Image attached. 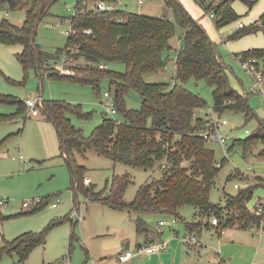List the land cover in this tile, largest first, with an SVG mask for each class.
Returning a JSON list of instances; mask_svg holds the SVG:
<instances>
[{"label":"trees","instance_id":"1","mask_svg":"<svg viewBox=\"0 0 264 264\" xmlns=\"http://www.w3.org/2000/svg\"><path fill=\"white\" fill-rule=\"evenodd\" d=\"M58 1L0 0V9L24 11V20L19 25L6 18L0 20V42L21 45V52L16 55L25 74L31 69L35 73L40 72L43 60L55 64L65 53L74 60L84 59L85 66L75 67L78 74L74 76H58L48 70L47 76L69 77L74 82L91 85L94 91L99 90L102 80L106 79L109 83L122 122L118 123L105 114L88 137L83 136L82 130L73 126L67 117V113L80 118L89 116L79 104L52 99L43 101L40 109V113L46 116L58 133L60 155L68 167L74 198L80 193L87 203L135 213L133 221L136 231L145 237L151 232L145 215L179 217L178 210L185 205L196 209L197 220L185 222L186 228L192 232L201 230L200 221L206 217H216L225 228L237 226L245 229L258 225L264 219V198L258 203L262 206L260 215L249 210L248 202L254 189L264 186V178L255 177L258 182L247 181L234 194H225L222 206L210 201L214 179L226 160L223 158L219 163L214 150L207 144L208 140L199 136L200 132L211 127L210 119L197 114L199 109L206 106V102L199 94L188 90L185 84L193 79L210 86L213 98L211 109L218 116L241 112L244 119L249 120L256 115L248 105L247 96L240 94L230 84L229 66L221 59L217 44L198 20L192 17L180 0H162L171 16L165 13L160 17L122 10L118 8L120 0H102L115 6L112 11L95 9L99 0H76L70 17L71 32L67 34L65 46L52 54L43 53L35 43L36 29L51 14L52 5ZM233 1L219 0L215 6L203 4V9L214 11L215 24L219 28L238 18L232 7ZM244 1L249 9L256 2ZM176 27L180 30V46L174 61L173 81H170L162 76L167 62L164 53L172 48L171 39L176 34ZM243 28L244 25L238 29ZM84 30H90V33ZM259 30L254 25L236 32L232 37ZM263 53V49L253 48L236 55L239 60L249 57L257 59ZM117 63L124 64L125 69L121 71L111 67ZM156 74L162 77L154 81L147 79L148 75ZM130 91L141 98L138 109L125 106V96ZM0 103H12L19 112H26L22 100L0 95ZM5 119L0 115V122ZM254 137L260 138L259 130L247 140H234L229 151L239 145L245 155ZM87 149L134 168H156L160 176L141 184L129 202L122 199L129 183L127 176L114 177L108 193L102 195V191L94 190L93 183L85 184L87 168L76 161L75 155L83 154ZM163 164H167L164 169ZM108 182L105 187H108ZM41 206L32 208L30 213ZM48 227L39 232L21 234L11 241L3 240L0 260L6 251L16 253L19 260H24L33 248L44 244ZM151 243V240L145 242L146 245Z\"/></svg>","mask_w":264,"mask_h":264},{"label":"rangeland","instance_id":"2","mask_svg":"<svg viewBox=\"0 0 264 264\" xmlns=\"http://www.w3.org/2000/svg\"><path fill=\"white\" fill-rule=\"evenodd\" d=\"M75 1L59 0L52 5L51 14L39 23L34 39L43 53L52 54L65 46L66 31L71 29L70 17L74 11ZM120 1L118 8L128 12L156 17L166 13L171 16V12L166 10L162 0H142V3H139V0ZM218 1L180 0L184 6L186 5V9H190L191 15L200 20L212 40L217 43L218 54L229 66L230 84L240 94L247 96L248 105L256 115L249 120H245L241 112L215 116L219 120L226 119L228 122L219 129L226 137V145L214 141L207 143L214 150L215 158L219 163L221 158L227 159L219 168L210 190V201L222 206L225 202V194L237 192L233 188L234 183L242 188L247 181L258 182L255 177L264 178V99L260 92L252 91L253 78L242 68L239 56L236 55L240 52L239 50L253 48L264 50V25L262 24L264 0H256L251 9L244 0H234L232 7L238 18L219 28L215 24L214 16H210V10H203V4L215 6ZM212 13L214 15L213 10ZM23 16V10L0 9V20L6 18L19 25L22 23ZM238 23L244 25L242 30L236 28ZM254 25L261 30L243 37H232L236 32H242ZM179 33L180 30L176 27V34L171 39L172 48L164 53L167 62L162 76L170 81H173L174 61L180 46ZM21 49L19 44L6 45L0 42V95L24 102L28 98L41 97L43 101L54 99L63 100L72 105L79 104L84 112L89 113V116L80 118L75 114L67 113V117L70 118L73 126L82 130L83 136L88 137L107 113L103 94L105 91H110L108 81L102 80L99 90L94 91L91 85L74 82L69 77L50 78L47 76V70L58 76L63 75L51 61L45 58L40 72L35 73L31 69L25 74L16 55L21 52ZM69 60L68 68L74 75L78 74L75 67H83L86 63L82 58L74 60L71 57ZM256 60L259 71L264 72V53ZM111 67L121 71L125 69L122 63L112 64ZM162 76L148 75L147 79L154 81ZM185 87L199 94L206 102V106L199 109L197 114L201 117L210 116L213 105L212 88L203 81L193 79L189 80ZM140 103V96L133 91L125 96V106L128 109H138ZM17 109V106L12 103H0V115L7 118L0 122V200L6 199L0 207L2 216L0 247L3 245V240L11 241L21 234L39 232L50 226L45 233V243L33 248L24 260H19L16 253L6 251L1 257L0 264H121L117 261V256L123 245L121 240L117 245H114V241L119 239L120 233L129 227L130 238L133 240L130 241L132 243L130 248L136 249L133 242L142 239L136 236L135 225L131 222L136 214L112 210L98 203H87L80 193L74 198L70 174L60 155L59 136L54 125L42 113L31 116L28 110L19 112ZM109 117L118 123L122 122L121 114L118 112ZM246 130L247 133H245ZM257 130L262 131L260 138H253L252 145L245 155L239 145H235L229 151L234 140H247ZM75 157L79 164L87 168L85 176L90 183H93L94 190L102 191V195L108 193L111 187L110 182L114 177L127 176L129 183L122 195V199L126 202L134 198L141 184L160 176L156 168L148 170L134 168L114 162L89 149L83 154H76ZM234 170L243 176L240 177L236 172L231 173ZM230 173L234 178L230 176ZM107 180L109 185L105 187ZM263 198L264 186L255 188L248 202V208L255 209ZM42 199L45 202L41 206ZM25 202L29 207L22 206ZM54 202L57 205L52 207ZM40 206L39 210L30 213L29 210ZM194 210L196 209L193 206H182L178 210L177 222L173 225L170 223L172 217H161L166 225L159 229L163 231L160 239L167 241L166 238L169 235L180 239L185 233L184 222L197 219L193 216ZM149 225L155 228V220ZM218 225L219 228L222 226L220 220ZM258 225L255 226L252 237L264 239V231L256 228ZM237 232L241 236L250 235L245 231L235 233ZM208 239L209 232L203 229L200 241L204 244ZM183 251L191 260L194 258L195 252H190L188 255L184 249ZM207 255L206 251H202L199 260H192L190 264H212V259ZM141 259L144 258L136 256L131 263L139 264Z\"/></svg>","mask_w":264,"mask_h":264},{"label":"crops","instance_id":"3","mask_svg":"<svg viewBox=\"0 0 264 264\" xmlns=\"http://www.w3.org/2000/svg\"><path fill=\"white\" fill-rule=\"evenodd\" d=\"M184 7H186V5ZM187 10L190 13V9H187ZM192 17H194V16H192ZM195 19H197L198 22L200 23V20L198 18H195ZM23 20H24V16H23L22 21ZM203 28H204V26H203ZM205 31H206V29H205ZM246 35H249V34H246ZM246 35H244V36H246ZM209 37H210V35H209ZM211 40H212V38H211ZM239 51L241 52L243 50H239ZM26 110H27V108H26ZM210 117H211V115L205 116V118L207 120ZM261 132L262 131H260L259 133L261 134ZM245 133H247V132L245 131ZM20 159H21V157H20ZM222 159L223 158H221V160ZM225 160L227 161L226 158H225ZM234 172L239 174L240 177L243 176L242 174H240L236 170L231 171V173H234ZM233 178H234V176H233ZM234 184H233V188L236 189V191H237V189H239L240 186H238V188H235ZM246 184H247V182H246ZM112 210H114V209H112ZM194 211L196 213V210H194ZM121 212H124V211H121ZM195 213L193 216H195ZM129 214H131V213H129ZM161 217L157 216V215H145L147 225H148L151 232L147 235V237H145V235L138 234L137 231H135L137 237H139V238L142 237V239L140 241L135 240L133 242V245L135 246V248L140 246V245H144L141 242L145 243L147 240L148 241L151 240L152 243L163 242V240L160 239V236L163 234V231H159V229L161 227L165 226L166 222L164 225H161V226L158 225V221L160 219H163ZM170 217H172L170 223L172 225L175 224L177 222V217H175V216H170ZM154 220H155V228H151L149 223L153 222ZM196 220L197 219H194L192 221H196ZM131 222H133V224H134L133 219H131ZM189 222H191V221H189ZM200 223L202 226L201 230L192 232L186 228L185 222H184L185 233L181 237V238H184L186 236L195 235L198 238V242L193 246L192 251H191V252H195L194 258L192 259L193 261H198L200 258L199 255L201 254V252L206 251L208 254L207 256L210 257L213 261L212 264H264V257H263V255H264V241L263 240L264 239L262 237H260V238L252 237V236H254L253 230H254L255 226H252L250 228H245V229L239 228L237 226L226 227V228L221 226L219 228V227H217L219 225H214L211 223V217L203 218L200 221ZM203 229H206L209 232V239L204 244L200 241V239L202 238ZM128 230H129V227L127 230L120 233V235L118 237L119 239H116L114 241V245H117L119 243V241L121 240V244L123 245L121 251L119 252V254L117 256L118 262H119V256L121 254H123L127 250H132L130 248V245L132 244V243H130V241H133V240L130 238V232ZM135 230H136V227H135ZM236 231H245V232H248L250 235L249 236H243V235L241 236L238 232L235 233ZM181 238L175 239L173 236L169 235L166 238L167 241H165L168 243V246L165 250L157 252V253L146 254V255L136 254L133 257H131L129 260L119 262V263H121V264H133L131 262L136 256H142L144 259L143 260L141 259L139 264H190V263H192V260L185 253H183L184 252L183 249L185 250V248H184V245H183ZM147 245H149V244H147ZM186 253L188 255L190 254V252H187V251H186ZM189 259H190V261H188Z\"/></svg>","mask_w":264,"mask_h":264},{"label":"built area","instance_id":"4","mask_svg":"<svg viewBox=\"0 0 264 264\" xmlns=\"http://www.w3.org/2000/svg\"><path fill=\"white\" fill-rule=\"evenodd\" d=\"M139 3H142V0H139ZM114 5L110 3H106L102 0H99L94 8L97 10L101 11H112L114 9ZM210 16L213 17V13L210 12ZM243 26L242 23L237 24V29L241 28ZM71 32V29L69 31H66L67 34ZM85 33H90V30H84ZM69 58L65 53H62L59 57V60L53 65L54 67L56 66L58 72L63 75V76H74V73L70 71V68H68V62ZM240 63L243 69H245L247 72H249L253 78V85H252V91H258L263 95L264 99V74L262 71H259L258 66H257V60L254 57H249L245 59H240ZM102 67V65H100ZM105 100H106V111L108 116H114V114L117 113L116 105H115V99L114 95L109 91H105L103 94ZM264 103V101H263ZM43 100L41 97H36V98H28L25 100V105L28 110V113L32 116H36L40 113V109L42 107ZM211 117L209 118L210 120L209 123L211 124V127L207 131H202L199 133V136L204 137L208 141H215L220 143L221 145H226V137L223 136V134L220 132V127L222 125L227 124L226 119L219 120L215 118L216 114L212 112L211 109ZM246 132H248L246 130ZM219 165V164H218ZM163 169L167 167V164L162 165ZM85 183L89 184L90 181L89 179L85 178ZM238 184H234L235 188H238ZM6 199H1L0 200V207L5 203ZM57 205L56 202L52 203V207H55ZM24 208L29 207V205L25 202L22 204ZM262 206L259 204L255 207V209L251 210L257 215H260L262 212ZM211 223L214 225H218V220L216 217H212ZM165 221L164 220H159L158 225H164ZM260 228V231H264V219L259 223L258 227ZM182 242L184 245V248L187 252H191L193 246L198 242V238L195 235H190L182 238ZM168 243L163 241V242H154L149 245H140L136 247L134 250H127L123 254L119 256V262L127 261L131 257H133L136 254H152V253H157L160 251H163L167 248Z\"/></svg>","mask_w":264,"mask_h":264},{"label":"water","instance_id":"5","mask_svg":"<svg viewBox=\"0 0 264 264\" xmlns=\"http://www.w3.org/2000/svg\"><path fill=\"white\" fill-rule=\"evenodd\" d=\"M262 24L264 25V20L262 21Z\"/></svg>","mask_w":264,"mask_h":264}]
</instances>
